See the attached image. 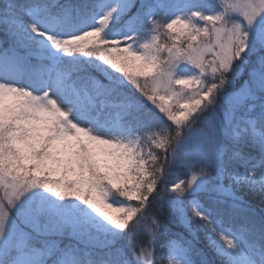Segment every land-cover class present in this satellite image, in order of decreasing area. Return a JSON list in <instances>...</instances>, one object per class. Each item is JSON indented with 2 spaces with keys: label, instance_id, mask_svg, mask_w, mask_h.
I'll list each match as a JSON object with an SVG mask.
<instances>
[{
  "label": "snow or ice",
  "instance_id": "snow-or-ice-1",
  "mask_svg": "<svg viewBox=\"0 0 264 264\" xmlns=\"http://www.w3.org/2000/svg\"><path fill=\"white\" fill-rule=\"evenodd\" d=\"M0 264H264V0H0Z\"/></svg>",
  "mask_w": 264,
  "mask_h": 264
},
{
  "label": "trees",
  "instance_id": "trees-1",
  "mask_svg": "<svg viewBox=\"0 0 264 264\" xmlns=\"http://www.w3.org/2000/svg\"><path fill=\"white\" fill-rule=\"evenodd\" d=\"M182 171H183V170H180V173H178L179 178H183V176H182ZM176 178H177V177H173V179H176ZM254 203H255L256 205H259V197L256 198V200L254 201Z\"/></svg>",
  "mask_w": 264,
  "mask_h": 264
}]
</instances>
